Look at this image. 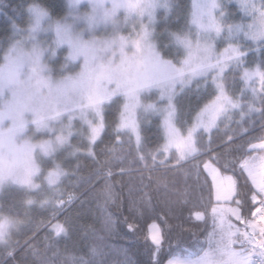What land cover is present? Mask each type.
Wrapping results in <instances>:
<instances>
[{
    "label": "snow or ice",
    "instance_id": "6c2138e0",
    "mask_svg": "<svg viewBox=\"0 0 264 264\" xmlns=\"http://www.w3.org/2000/svg\"><path fill=\"white\" fill-rule=\"evenodd\" d=\"M232 3L67 0L62 16L33 3L24 26L12 22L0 42V264L21 248L37 264H104L97 246L64 259L59 244L77 229L69 210L81 196L122 212L117 174L141 193L123 223L149 264H264V0ZM193 96L190 112L181 101ZM84 159L94 171L82 193L68 191ZM178 175L177 199L154 202L153 185L174 189ZM185 207L210 222L203 239L183 224L173 239L170 220ZM116 224L103 216L105 231Z\"/></svg>",
    "mask_w": 264,
    "mask_h": 264
},
{
    "label": "trees",
    "instance_id": "16d2710c",
    "mask_svg": "<svg viewBox=\"0 0 264 264\" xmlns=\"http://www.w3.org/2000/svg\"><path fill=\"white\" fill-rule=\"evenodd\" d=\"M33 3H40L56 16H62L66 14L67 11L66 0H0V42H6L12 35V22H15L19 26H24L26 24L28 17L27 8ZM180 3L184 7H190L191 0H180ZM197 104L198 101L194 96L185 98L181 101L182 107L188 109L190 112L196 110ZM156 131L157 129L155 126L150 128L148 135L151 140L157 138ZM256 131H259L258 125ZM223 136L224 130L221 129L219 133H214L213 138L218 142H223ZM93 171V161L89 159L82 160L78 177L67 179L64 184L65 188L68 191L78 189V194L82 193L84 191L82 185L92 175ZM113 171L118 173V169H113ZM134 175L138 176L139 173H134ZM167 178L171 180V172L167 173ZM119 180L120 177L117 174L112 182L115 191L125 202V207L122 212L118 211L112 205L105 206L103 197L99 195L95 198L87 199L81 196V199L73 202L69 214L77 225V229L73 232L71 239L60 241L59 248L61 252H64V249L67 248V252L63 257L64 259H66L69 254L84 255L87 258L88 249L97 246L103 253V256L100 258L103 259L104 264H122L125 259L122 254L123 250H127V254L133 264H149V254L145 249V241L141 237L136 236L133 232H130L123 223V216L128 215L127 202L130 195L138 197L141 193L135 190L131 194L129 193L130 185L127 176L123 178V183L117 182ZM94 183L96 182L94 181ZM184 186L185 178L178 175L174 189L171 187L165 189L163 186L157 189L156 186L153 185L150 192L154 202L166 198L177 199L179 192L184 189ZM189 207H185L181 212H178L177 218H172L170 220V223L173 225V239L175 238L176 226L179 224H183L186 228L195 226L200 229L198 234L201 239H203V229L205 227H211L210 222L205 226L203 222L190 220ZM108 213L113 214V218L117 219L115 231L112 233L105 231L103 227V216ZM59 219L63 220V215H61ZM156 222L161 223L160 221ZM151 223L152 220L146 219L138 225V228L142 227L146 234L148 226ZM49 231L50 228H41L36 237L42 257L44 255L43 237ZM184 235L187 236L188 233ZM13 238L16 239L18 237L14 236ZM148 244L150 245L151 242L148 241ZM173 247H175V245H173ZM47 255L51 256L52 253L49 251ZM9 264H37V258L32 255L31 250L21 248L16 252L15 261H9Z\"/></svg>",
    "mask_w": 264,
    "mask_h": 264
},
{
    "label": "rangeland",
    "instance_id": "374dc122",
    "mask_svg": "<svg viewBox=\"0 0 264 264\" xmlns=\"http://www.w3.org/2000/svg\"><path fill=\"white\" fill-rule=\"evenodd\" d=\"M66 5H67V0H66ZM230 7L234 10L235 9V0H233L232 5H230ZM67 12V11H66ZM66 55V53H65ZM61 59V61H63V57H59Z\"/></svg>",
    "mask_w": 264,
    "mask_h": 264
}]
</instances>
